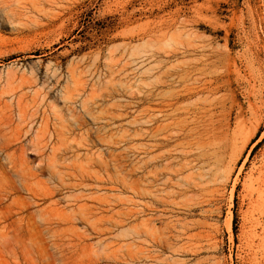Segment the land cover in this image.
Masks as SVG:
<instances>
[{
    "label": "rangeland",
    "instance_id": "1",
    "mask_svg": "<svg viewBox=\"0 0 264 264\" xmlns=\"http://www.w3.org/2000/svg\"><path fill=\"white\" fill-rule=\"evenodd\" d=\"M54 81L47 102L63 107L69 90L91 138L60 158L69 185L56 199L91 208L92 224L75 225L81 237L0 238V264H264V0H0V110L19 97L45 106ZM159 109L146 129L171 124L158 138L174 139L148 155L149 169L161 157L154 199L141 161L159 140L141 128ZM204 154L222 160L190 164Z\"/></svg>",
    "mask_w": 264,
    "mask_h": 264
},
{
    "label": "bare ground",
    "instance_id": "2",
    "mask_svg": "<svg viewBox=\"0 0 264 264\" xmlns=\"http://www.w3.org/2000/svg\"><path fill=\"white\" fill-rule=\"evenodd\" d=\"M59 84L60 81H54V84H51V87L47 90L48 92L43 96L42 103H44L45 106H40L39 104L36 106V103L33 109H28L24 106L25 100L23 97H19L14 103V106L5 107L0 110V238L2 239L6 238L7 240V237H9L8 241H10L11 237H13V239L24 240L27 237L33 238L36 236L81 237L83 233L78 231L75 228V225L79 222L92 224L94 215L92 210H90L91 208L88 209L86 206L75 205L74 210L71 212H65V210L61 209L60 202L56 199L61 190L68 188L69 185L67 176L63 174L59 167L60 158L66 157L72 152H79V150L82 149V146L88 147V143L91 141L89 131H85L87 124L82 117V113L78 114L76 108L72 106L74 104V95H72L69 90H64L63 93H61L60 99L64 103L63 107L56 106L53 102H47L46 97L49 95V92H52L53 90L55 92L54 86ZM107 97V94L103 95L105 101ZM184 97L185 96L183 95L173 97L166 106L174 108V105ZM14 100L15 99H13V101ZM105 108L102 110V115L107 113ZM82 112L84 115L90 114L86 105L83 106ZM158 112L159 114L155 116L150 114V116L149 110L143 111L141 128V136L143 140L148 141V138L151 136L150 139L153 138L154 142V139L159 137L160 131L162 132L168 127H171V124L169 125L167 122L168 125L166 124L167 126L165 125L166 127L164 128L155 127L152 130L149 129L150 131L148 128L146 129L149 123H157V117L161 116L160 114L162 111L160 110ZM106 117L103 116L101 119L105 120ZM82 131L85 132L80 135V132ZM172 136L171 134H165L161 137L162 141L158 138L157 140L159 141L152 145L147 143L143 144L144 156L141 161L142 175L140 179L142 180L141 187H143V189L141 187L139 188L143 190L142 193L144 197H147L148 194H152L154 199H158L157 194L159 193V190L157 188L160 181L159 173L162 171V168H160L159 172L156 165L158 158L161 159V157L154 158L153 162H155V165L152 169H149V159H152V157L148 159L150 150L156 151L160 146L169 144L170 141L174 139ZM78 137L80 141L78 140ZM218 153L221 152L215 151L214 156ZM73 154L76 155L75 157H79L76 153ZM29 157H36V159L31 160ZM212 160L213 162L211 163ZM221 160L222 157H206V154H204V157H194L190 164L195 162V164H197L198 162L201 164V167L204 168L206 166H211L212 164L216 165ZM103 164L104 168L107 170V163L104 162ZM166 165L167 164H165V166ZM192 166L194 165L192 164ZM181 169L180 171H182ZM163 172L165 173L164 169ZM49 183H53L55 186L49 187ZM22 192L29 194L31 196L30 200L25 201L17 197V195ZM160 199L161 198H159V201ZM148 205L149 204H146V208ZM144 213H146V211H144ZM102 220H104V218ZM156 221L157 220H151L150 218L145 221L143 220V223L141 224L142 227H144V233L146 235H153L154 237L151 246L154 249H162L163 246L167 245L162 243V241L156 236L157 232L154 231L156 228L152 225ZM165 239L167 238H164V240ZM11 241H13L12 238ZM16 242L19 243L20 241ZM5 245L6 248H8V245L10 244ZM11 250H13V248H11ZM142 251V254L145 256L146 253L144 252H147V250ZM149 254L151 253L149 252ZM153 254H151V256L149 255V260L152 259L154 262L158 261V256L155 254L153 256ZM139 257H141V259L143 258L141 254Z\"/></svg>",
    "mask_w": 264,
    "mask_h": 264
}]
</instances>
